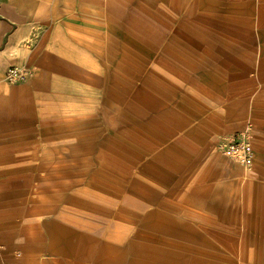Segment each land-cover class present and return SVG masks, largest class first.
<instances>
[{
    "label": "crops",
    "instance_id": "1",
    "mask_svg": "<svg viewBox=\"0 0 264 264\" xmlns=\"http://www.w3.org/2000/svg\"><path fill=\"white\" fill-rule=\"evenodd\" d=\"M0 264H264V0H0Z\"/></svg>",
    "mask_w": 264,
    "mask_h": 264
},
{
    "label": "built area",
    "instance_id": "2",
    "mask_svg": "<svg viewBox=\"0 0 264 264\" xmlns=\"http://www.w3.org/2000/svg\"><path fill=\"white\" fill-rule=\"evenodd\" d=\"M31 75V69L26 66H15L9 68L6 80L9 83H18L26 80ZM228 157L240 162L246 167L253 163L254 150L248 132H242L230 138L221 146Z\"/></svg>",
    "mask_w": 264,
    "mask_h": 264
}]
</instances>
